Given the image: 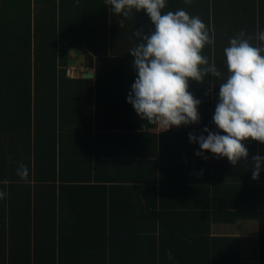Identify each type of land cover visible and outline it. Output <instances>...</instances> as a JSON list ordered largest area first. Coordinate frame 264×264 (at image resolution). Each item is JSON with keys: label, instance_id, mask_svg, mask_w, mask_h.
<instances>
[{"label": "crops", "instance_id": "1", "mask_svg": "<svg viewBox=\"0 0 264 264\" xmlns=\"http://www.w3.org/2000/svg\"><path fill=\"white\" fill-rule=\"evenodd\" d=\"M97 35L93 52L85 44L68 49L56 92L46 84L0 87V181H9L0 184L7 192L0 200V264H226L231 239L239 240L240 264H264V165L258 181L251 171L264 144L246 141L247 160L233 166L210 152L198 157V143L189 141V133L206 136L205 127L217 131L226 61L216 65L222 78L189 82L201 101L200 122L164 131L127 102L138 41ZM76 47L92 56V68L85 55L68 66ZM211 57L215 64V48ZM38 72L35 64L33 77ZM20 163L29 168L28 183L17 176ZM70 219L88 229H67ZM99 223L104 231L92 228Z\"/></svg>", "mask_w": 264, "mask_h": 264}, {"label": "clouds", "instance_id": "2", "mask_svg": "<svg viewBox=\"0 0 264 264\" xmlns=\"http://www.w3.org/2000/svg\"><path fill=\"white\" fill-rule=\"evenodd\" d=\"M184 2L191 5L192 0ZM105 4L124 20L133 12H144L154 26L147 34L142 30L133 32L138 43L130 55L134 58L136 78L127 102L137 115L164 131L198 124L201 101L189 91V82L201 84L206 76L217 79L223 76L202 54L206 45L214 44V36L205 23L183 9L163 12L166 0H105ZM124 20H120V27ZM224 55L228 75L219 84L213 116L217 131L205 127L206 136L189 133V141L198 143L199 151L195 153L198 157L210 152L236 166L249 156L246 141L264 144V31L256 35L240 31L230 39ZM262 165L264 157H252L254 181H258ZM29 175V168L20 163L17 176L28 183ZM8 183V180L0 181V184ZM6 196L7 192L0 190V200ZM167 258L173 260L171 252Z\"/></svg>", "mask_w": 264, "mask_h": 264}, {"label": "trees", "instance_id": "3", "mask_svg": "<svg viewBox=\"0 0 264 264\" xmlns=\"http://www.w3.org/2000/svg\"><path fill=\"white\" fill-rule=\"evenodd\" d=\"M36 1L38 6L33 18V14L30 12L33 10L32 0H0V44L3 40L4 45V37L7 33L6 24L10 25L13 20L23 21V19L20 18L19 20L15 15V10H18L16 2L22 3L20 6L22 9L29 10L24 21H27V24L31 27L30 37L28 38H31L32 33H34L36 44V51L34 53H32L31 46L28 48L29 54L25 53L20 57V52L15 47L13 52L11 51L6 56L4 62L10 70L5 68V70L0 71V79L8 81V83L4 84H8L9 86L7 87L10 90L18 87L10 79H18L23 82L20 85V90L31 88L33 84L38 86L39 84H46V86L52 87L54 92H56V87L64 84V63L66 64L67 51L70 47L85 44L86 48L93 52L92 41L94 34H98L97 38L101 39L107 36H111L112 38H121L122 36L136 39L133 36L134 31L142 29L147 34L150 30H154V26L148 24L146 20L148 18L147 15L144 12H139L129 16L126 20L123 18L115 20L116 24L111 25V34L107 33L109 27L101 25L96 21V18L99 17V0ZM43 2H45L44 8ZM10 9L14 10L13 16H8ZM179 9L185 10L190 16L200 17L209 29L210 35L214 36V44L206 45L202 53L208 57L210 63L212 49L215 48V65H220V63L222 65L223 60L226 61L223 54L225 41L226 47H228L230 39L234 38L240 31H244L249 35H256L259 31H264V0H192L191 5L185 4L184 0H166V7L162 11L175 12ZM101 14L103 15V12ZM62 17H64L63 20ZM120 20H124L125 26H119ZM21 25L24 24L20 23L18 26L20 27ZM129 25H132V28ZM104 28L107 32L103 31ZM16 39L22 41L19 37ZM46 41L49 42L47 50H45ZM252 43L257 44L258 41H252ZM34 55L36 58L32 59ZM43 55L48 57L45 58ZM35 64L40 68V73L38 72V75L33 77ZM26 66L30 69V74L29 77H26L25 81L23 70ZM44 69L50 77H46ZM44 81L45 83H43ZM67 83L74 84L75 82L67 81ZM69 209H71L70 206L68 207ZM56 221V218H52V231L57 230ZM69 223H71V226H69ZM69 223L67 229H71L72 231L79 232L84 225L88 229V224H80L72 221V219H70ZM92 228L104 231L106 224L99 223ZM65 241H76V239H66ZM226 242L228 246L226 250V264H240L239 240L231 239ZM62 243H64V238H62ZM262 251H264V241H262Z\"/></svg>", "mask_w": 264, "mask_h": 264}, {"label": "rangeland", "instance_id": "4", "mask_svg": "<svg viewBox=\"0 0 264 264\" xmlns=\"http://www.w3.org/2000/svg\"><path fill=\"white\" fill-rule=\"evenodd\" d=\"M33 2V10L30 11L31 14H33V18L38 6V3L36 0H32ZM11 3V2H10ZM17 3V11L15 10V15L16 17L20 20L23 19V21H12V23L6 24V35L4 37V45L2 46V48L0 47V71L9 69V67L7 65H5V58L7 55L10 54V52L14 50L15 47H17L16 49L20 52L19 56L21 57L22 55L29 54V50L28 48L32 49V53H33V45H34V41H35V36L34 33H32L31 38L30 37V33H31V27H29V25L27 24V21H24L27 13L29 12V10H24L22 9V7H20L22 5L21 2H16ZM12 5V3H11ZM45 6V2H43V8ZM98 10H99V17L96 18V21L99 22L101 25H105L108 27H111L112 24H116L117 19L123 18L120 17L116 14H114L111 11V6L106 5L105 4V0H99V4H98ZM45 10H47V8H45ZM101 12H103V15L101 14ZM14 10L10 9V11L8 12V16H13ZM112 14V15H111ZM133 14H135V12H133ZM132 14V15H133ZM146 15V13H144ZM131 16V15H130ZM148 17V16H147ZM64 19V17H62V20ZM124 19V18H123ZM148 24H151L150 18L148 17L147 19ZM23 23L24 25H21L20 27L18 26L20 23ZM153 26V25H152ZM19 37L22 39V41L17 40L15 36ZM31 40V43H30ZM33 59V58H32ZM33 68V67H32ZM48 68H50L48 66ZM23 77L24 80L26 79V77H29L30 74V69L28 68V66L25 67V69L23 70ZM49 73V72H48ZM12 80L18 87H20L21 84H23V82H21L18 79H10ZM26 81V80H25ZM4 83H8V81L6 79H0V87L2 86H9L8 84H4Z\"/></svg>", "mask_w": 264, "mask_h": 264}, {"label": "water", "instance_id": "5", "mask_svg": "<svg viewBox=\"0 0 264 264\" xmlns=\"http://www.w3.org/2000/svg\"><path fill=\"white\" fill-rule=\"evenodd\" d=\"M81 55L82 56L85 55V59H86L85 60V64L89 63V66L92 68L93 67L92 56L88 52H86L84 49L78 48V47L71 49L70 54H69V59H68V66L69 67H76L77 66V62H78L77 60H79V62H80V60L82 61V59H80ZM82 64L83 63L81 62L80 65L82 66ZM93 77H94L93 71L92 70L88 71L87 75H86V78L87 79H92Z\"/></svg>", "mask_w": 264, "mask_h": 264}]
</instances>
